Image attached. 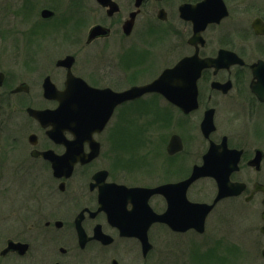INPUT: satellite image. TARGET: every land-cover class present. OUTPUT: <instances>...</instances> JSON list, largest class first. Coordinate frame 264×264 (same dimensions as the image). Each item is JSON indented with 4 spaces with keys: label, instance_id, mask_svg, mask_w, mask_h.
<instances>
[{
    "label": "flooded vegetation",
    "instance_id": "1",
    "mask_svg": "<svg viewBox=\"0 0 264 264\" xmlns=\"http://www.w3.org/2000/svg\"><path fill=\"white\" fill-rule=\"evenodd\" d=\"M43 1L50 5L38 12ZM39 2L37 13L46 24L61 22L62 29L69 22L76 24L71 25L70 33L75 47L65 54H55L58 50L54 47L61 42L56 36L51 38L53 49L44 44L49 38L39 42L45 48H39L38 44V49H32L36 42L31 30L30 49L23 50L24 54L18 58L9 51L14 39L8 43L0 29V170L16 181L29 184L30 201L29 227L0 224V264L185 263L184 257L173 255L152 261L150 253L157 241H164V233L169 238L203 234L220 202L239 200L243 195L247 201L260 200L263 211L264 191L255 190V186L264 185V176L260 175L264 144H258L260 140L264 142V100L254 92L253 86L264 85V0ZM44 9L52 11V15L43 16ZM85 22L91 23L86 32L80 29ZM97 25L104 27V32L89 39L91 29ZM28 44L29 41L27 47ZM159 50L165 51L163 56ZM223 50L227 52L222 58L202 69L197 81L198 105L188 112L161 93L148 92L118 104L101 130H94L90 139H79L78 130H53V124L44 126L28 111L29 107L55 109L60 104L55 94L65 91L68 82L69 94L74 95L77 87L84 84L86 88L124 91L149 84L158 77L139 83L136 79L129 80L122 85L123 89H116L117 57L126 59L138 52L142 64L149 58L146 70L152 65L151 58L157 57L161 65H168L165 70L196 54L200 59H217ZM68 56H72L70 65L65 60ZM175 56L179 57L176 62ZM23 94L26 99L20 97ZM151 94L160 98V106L155 109L157 179L154 184H131L128 174L131 163L119 153L129 152L130 139L125 136L122 148H118L117 122L127 116L128 105ZM211 109L215 129L207 136L202 122ZM251 125L256 127L253 132L247 129ZM12 126L15 129L9 128ZM54 131L56 136L52 135ZM173 137V146L182 145V148L171 153L168 146ZM212 145L219 152L223 179L245 183L246 188L220 199L207 214L204 230L199 231L189 226L195 223L194 212L188 203L180 201L182 192L163 187L185 181L196 165L216 161L217 155L210 152ZM93 149L98 153L89 161L77 160L80 151L82 158H87ZM258 150L262 151L259 167L251 163ZM73 161V171L66 176L68 163ZM140 163L137 164L145 171L144 178L150 162ZM243 169L251 175L244 178ZM7 176L0 177V181L8 179ZM201 180H209L216 187L210 201H200L212 203L219 193L213 176L201 177L190 184L186 198L197 201L192 199L190 191ZM126 187H155L159 191L147 198L146 191L135 193ZM236 189V186L226 188L227 192ZM169 198L176 202L174 211H169ZM262 211L260 231L264 236ZM218 217L214 224L219 223ZM263 249L264 244L261 250L264 259Z\"/></svg>",
    "mask_w": 264,
    "mask_h": 264
},
{
    "label": "rangeland",
    "instance_id": "2",
    "mask_svg": "<svg viewBox=\"0 0 264 264\" xmlns=\"http://www.w3.org/2000/svg\"><path fill=\"white\" fill-rule=\"evenodd\" d=\"M39 1L41 0H0V29L4 32L8 43L11 42L12 38L14 39L9 51L17 55L18 58H21L20 54H24V52L21 53L23 50L30 49V36L33 33L30 34L31 30H34V35L37 33L35 36L33 35L36 46L32 49H38L40 40L45 38H49L45 41V46L48 45L47 47L52 48L51 38H56V36L60 37L58 39H61V42L57 47H54V50H58L55 54H65L75 47L73 36L70 37V33L71 25L76 26V24L69 22L70 24L65 25L63 29L61 28L63 25L61 22L46 24L40 14L37 13ZM49 5V3L43 1L38 12L41 8ZM90 22H93V19H90ZM90 22H85L80 29L82 28V31L86 32L91 26ZM44 44H39V48H45ZM5 48L3 46V49ZM159 51L160 55L163 56L165 51ZM139 55L137 52L136 54H130L126 59L115 58L114 81L117 85L115 84L114 87L116 89H123L122 85L129 82V80L136 79L139 83L143 79H153L168 66L161 65V59L156 57L151 58L152 65L149 70H146L149 58L142 64L143 60L140 59L139 61ZM174 59L173 61L176 62L179 57L175 56ZM20 97L26 99V94ZM159 102V96L151 94L143 100L131 103L127 106V116L121 117L120 122H117L116 140L118 148H122L125 136L130 139L129 152L119 153L124 155L123 159L126 162L130 161L131 163L128 166L129 182L131 184L140 182H152L154 184L157 179L155 165L158 153L156 154L155 149L158 148L155 141L157 127V122L155 124V109L158 105L160 106ZM257 122L260 124L259 121ZM257 122H253V124ZM257 126L260 127V125ZM251 127H247V129L253 132L256 127L254 125H251ZM9 128L15 129L13 126ZM259 130L261 131V129ZM26 131L28 130L26 129ZM9 132L11 131L9 130ZM258 144L262 145L264 142L260 140ZM118 158L125 162L120 156ZM140 161L142 163H145V161L150 162L149 165H146L147 173L144 178L145 171L140 169ZM6 173H1L0 170V177L7 176ZM242 175L246 178L251 174L249 170L243 169ZM252 175L255 174L252 173ZM260 175L264 176V166ZM7 177L8 179L0 181V224L15 227L25 226L27 228L30 226L29 184L14 180L11 175ZM215 192L216 187L213 182L201 180L193 185L190 196L197 201H210L215 196ZM215 211L211 214L206 231L203 234L174 235L169 238L164 233L163 238L166 236L164 241H157L155 248L150 253L152 261L157 262L165 255H173L179 258L184 257L187 264H235L238 262L241 264H264L261 255L264 236L260 231L262 224L260 200L254 198L247 201L245 195H243L239 200L220 202ZM219 214L223 216L218 217ZM216 217L220 218V221L214 224L213 220ZM167 239L171 243L167 242ZM186 262L179 264H186Z\"/></svg>",
    "mask_w": 264,
    "mask_h": 264
},
{
    "label": "water",
    "instance_id": "3",
    "mask_svg": "<svg viewBox=\"0 0 264 264\" xmlns=\"http://www.w3.org/2000/svg\"><path fill=\"white\" fill-rule=\"evenodd\" d=\"M99 1L103 4L108 3V0ZM52 13L53 12L48 9H44L42 12L43 16L45 17L52 15ZM102 28L104 27L100 25L94 26L91 29L89 39L94 38L99 33H103L104 30H102ZM225 52L227 51L223 50L217 59H200L197 54L184 57L174 67L165 69L151 83L146 85H135L124 91H115L110 88H86L84 84L82 87H77L76 94L71 95V93L69 94V92H71V86L70 82H68V86L65 91L58 92L56 90L57 93L55 95L60 101V104L56 109L40 110L29 107L28 111L38 120H40L44 126L53 124V130H59L62 128L78 130L79 132L77 137L79 139H90V136H92L94 130H101L118 104L128 99L140 97L148 92H159L170 101L179 105L182 109L188 112L191 109L196 108L198 105L197 81L201 76L202 69L205 66L214 64L216 61L222 58V56H224ZM71 59L72 56H68L65 60L69 62ZM70 64L71 62H69V65ZM261 85L253 86V90L261 100H264V85ZM85 95H87L88 98ZM214 129V112L213 109H211L209 112H207L202 122V130L208 136ZM52 135L56 136V132H52ZM174 140L175 137L171 139L168 146V150L171 153H174L182 148V145L179 147H174ZM79 150H81V148H79ZM210 152L214 153L213 155H217L215 157L217 159L216 161L214 160L211 163L204 162L203 165H196L188 179L179 183L168 184L163 187H172L174 191H179V193L182 192L184 199L181 196L180 201L184 200L186 203H188L189 208L194 212L195 223L194 225L191 224L189 226H195L199 231L204 230V223L207 214L214 208L220 199L229 194L240 193L246 188L245 183H232L230 180L227 181V179L225 181L221 173L223 166L219 162V152L216 150L214 145L211 146ZM97 153L98 152H94L93 149L92 153L87 158H82L80 151V156L77 158V160L82 159L83 162L89 161L93 155L95 156ZM208 155L205 157L207 158ZM77 160L75 159L74 161L76 162ZM261 160L262 151L258 150L257 155L252 159L251 163L259 167ZM74 161L68 163V167L66 168V176L71 175L74 167ZM219 164L221 166H219ZM55 170L59 171L57 168ZM203 176H213L217 180L219 187V193L217 197L212 203L189 201L185 195L186 188L198 178ZM230 186L231 189L235 186L237 189L227 192L226 188H230ZM126 189L135 193L146 191L147 198H149V196L154 194L156 191H159V188L155 187H126ZM255 190L264 191V185L259 183L256 184ZM169 199V211H171L174 209L176 202L171 198ZM262 218L264 221V210L262 212ZM262 231L264 232V225L262 227ZM15 245L19 246L21 244L16 243ZM149 248V246L146 247L147 251ZM262 254L264 256V249Z\"/></svg>",
    "mask_w": 264,
    "mask_h": 264
}]
</instances>
